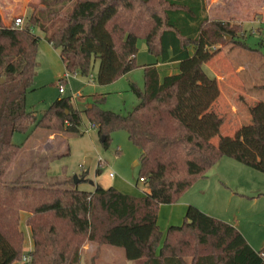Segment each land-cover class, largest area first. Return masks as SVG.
Listing matches in <instances>:
<instances>
[{"label": "trees", "instance_id": "16d2710c", "mask_svg": "<svg viewBox=\"0 0 264 264\" xmlns=\"http://www.w3.org/2000/svg\"><path fill=\"white\" fill-rule=\"evenodd\" d=\"M39 1L44 8L30 5L33 13L22 29L5 26L0 16V188L7 190L0 202V264L20 263L25 255L31 257L28 264H80L78 242L37 210L25 222L33 249L24 254L21 211L54 201L76 207L82 220L88 214L87 239L97 257L103 247H112L123 249L135 264H264V249L254 250L236 227L192 205L184 223L170 227L164 237L157 222L162 205L176 203L223 157L264 174V102L249 108V124L233 136L219 135L217 144L200 121L220 97L218 80L206 65L229 43L245 46L240 41L243 26L211 21L205 0ZM59 2L72 6L62 10ZM35 28L60 50L67 72L87 75L98 60L97 83L102 86L138 67V40L163 63L177 62L179 72L161 80L155 64L145 66L144 90L131 86L139 103L125 116L102 109L104 98L81 111L67 97L37 117L25 104L38 67ZM83 115L106 148L112 132H127L141 151L140 178L149 192L134 197L96 186L86 204L75 189L40 188V183L22 178L4 181L21 150L12 142L14 133L44 129L84 134ZM83 224H78L81 232Z\"/></svg>", "mask_w": 264, "mask_h": 264}, {"label": "rangeland", "instance_id": "374dc122", "mask_svg": "<svg viewBox=\"0 0 264 264\" xmlns=\"http://www.w3.org/2000/svg\"><path fill=\"white\" fill-rule=\"evenodd\" d=\"M223 1L225 8L229 7L230 2H235L236 6H241L242 3V0ZM216 2L217 0H205L206 8H210L212 4L216 5ZM30 5L44 8L39 0H0L3 24L11 26L14 18L23 17L25 26L33 13ZM221 5L224 6V3ZM71 6V3L64 6L60 2L57 5L62 10ZM26 8L27 14H23ZM230 23L238 24L235 21ZM244 29L248 32L241 39L243 43L252 48H259L264 53V33L253 35L248 27L245 26ZM34 32L40 38L38 67L33 88L26 95L27 112L40 117L59 98L67 97H71L81 111L96 100L104 98L102 109L122 116L138 105L139 100L131 86L135 85L141 91L144 90V67L155 63L157 59L149 53L143 40H138L137 45L138 67L113 83L102 86L97 83L98 60L92 61L87 75L69 73V78L65 79L68 72L60 57V50L50 45L39 29L35 28ZM60 88L64 89L63 94L59 92ZM208 129L210 141L217 144L220 135L218 122L209 123ZM80 130L85 133H52L44 129H36L30 134L14 133L12 142L21 146V150L4 181L12 183L22 178L26 182L40 183L41 186L43 183L45 187L57 186L62 190H70L74 186V177L78 176L85 178V181L78 185L82 190L90 191L93 188L90 182H94L105 189L113 187L124 194L141 197L144 189L148 188L147 184L140 182V167L135 165L139 163L141 151L130 142L127 132H112L109 147L106 148L98 131L91 127L84 115ZM225 133H228L225 134L227 136H233L231 132ZM51 135H54L53 138H50ZM48 138L52 141H48ZM111 173L114 177L110 176ZM2 192L6 193L7 190L0 188V200L5 201ZM185 202H190L189 205L198 209H204L209 214L203 210L202 212L209 216L237 227L254 250L264 249V174L231 158L223 157L174 204L183 206ZM184 209L170 205L159 209L157 222L163 237L170 227L184 223ZM20 227L24 232L25 251L28 249V234L22 218ZM108 248L115 250L110 253L113 258L108 251H101L99 257L96 251L91 250L87 254L83 251L84 264H133L126 259L123 249ZM18 264L26 263L22 261Z\"/></svg>", "mask_w": 264, "mask_h": 264}, {"label": "crops", "instance_id": "0c3cea01", "mask_svg": "<svg viewBox=\"0 0 264 264\" xmlns=\"http://www.w3.org/2000/svg\"><path fill=\"white\" fill-rule=\"evenodd\" d=\"M241 2V6H236L235 2H230L229 7L225 8V2L223 0H217L216 5L212 4L210 8L208 6V17L211 21H235L238 24L240 22V25L243 26V28H245V26L246 28L248 27L250 34L253 35L264 33V0H242ZM222 3H224V6L221 5ZM27 11L28 9L26 8L23 14H27ZM247 32L248 31L245 30L241 39L246 36ZM241 39L240 41L243 43ZM243 44L245 46L235 47L232 43L225 45L218 55L206 65L210 74L215 76L218 80L220 97L210 109L200 117V121L207 129L209 123L215 120L218 121L220 135L224 136L228 134L225 132L234 134L240 126L249 124L251 122L249 108L258 102H264V53L259 48H252L246 43ZM145 46L147 47L146 43ZM215 48L219 49L220 46H216ZM150 64H155L161 80L166 76L179 72V64L177 62L163 63L157 58L155 63ZM162 72L163 75H161ZM53 136L54 135H51L50 138H53ZM50 138H48V141H52ZM135 165L138 166L139 163ZM41 184L42 186L40 188L45 187L43 183ZM78 185L66 191L77 190L76 196L85 197L82 202L87 204L90 194L95 191L98 185L94 183L90 191L82 190ZM145 192H149V189H144V193ZM72 196L74 197V195ZM0 202H4V200H0ZM189 203L190 202H185L183 206L181 204H171L170 206L182 209L185 208L184 210L186 211V208L190 206ZM163 207L164 205H162L160 209ZM34 210L40 211L52 218L55 223L62 226L78 242L82 248V259L80 264H84L85 258L83 256V251L84 254H87L91 250L95 251L96 249L93 244L88 243L87 239L89 232L88 214L87 217L82 220L83 215L76 211V207L64 208L58 201H54L46 205H35L34 208L30 210H22L21 218L24 224L27 217L31 215ZM200 210L208 213L204 209ZM81 221L84 222L82 232L80 231V226H78ZM25 230L28 234V249L25 250V253L28 254L33 249V240L31 229L26 224ZM105 251H108L110 255V253L115 250L103 247L102 253ZM110 257L112 256L110 255ZM18 263L19 262L14 264ZM133 264L135 263L133 262Z\"/></svg>", "mask_w": 264, "mask_h": 264}, {"label": "built area", "instance_id": "2783aa9c", "mask_svg": "<svg viewBox=\"0 0 264 264\" xmlns=\"http://www.w3.org/2000/svg\"><path fill=\"white\" fill-rule=\"evenodd\" d=\"M11 26L14 28L22 29L24 28V18L23 17H16L12 20ZM70 74L69 72L65 74V79L69 78ZM93 80V79H92ZM59 92L63 94L65 91L63 88H60ZM91 125V124H90ZM92 128L95 129L93 125H91ZM87 131V130H86ZM111 177H114V174H110ZM140 182L146 183V180L144 178H140ZM31 261V257L29 255H25L23 257V262L28 264Z\"/></svg>", "mask_w": 264, "mask_h": 264}, {"label": "water", "instance_id": "95a60500", "mask_svg": "<svg viewBox=\"0 0 264 264\" xmlns=\"http://www.w3.org/2000/svg\"><path fill=\"white\" fill-rule=\"evenodd\" d=\"M102 140H104V138ZM83 181H85V178H79L78 176L74 177V184L75 185H78L79 183H81ZM90 183H91V185H94V182H90ZM92 264H94V262Z\"/></svg>", "mask_w": 264, "mask_h": 264}]
</instances>
